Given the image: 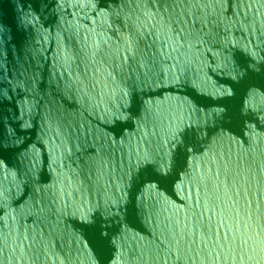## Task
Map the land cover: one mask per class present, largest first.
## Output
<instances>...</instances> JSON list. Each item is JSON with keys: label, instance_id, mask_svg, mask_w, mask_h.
I'll list each match as a JSON object with an SVG mask.
<instances>
[{"label": "water", "instance_id": "obj_1", "mask_svg": "<svg viewBox=\"0 0 264 264\" xmlns=\"http://www.w3.org/2000/svg\"><path fill=\"white\" fill-rule=\"evenodd\" d=\"M0 264H264V0H0Z\"/></svg>", "mask_w": 264, "mask_h": 264}]
</instances>
